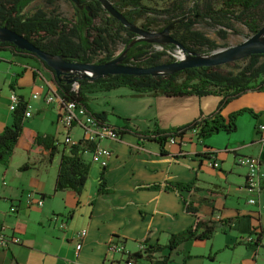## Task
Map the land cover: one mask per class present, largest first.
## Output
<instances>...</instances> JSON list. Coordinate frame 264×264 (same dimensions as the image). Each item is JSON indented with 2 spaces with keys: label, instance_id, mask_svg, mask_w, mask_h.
<instances>
[{
  "label": "crops",
  "instance_id": "1",
  "mask_svg": "<svg viewBox=\"0 0 264 264\" xmlns=\"http://www.w3.org/2000/svg\"><path fill=\"white\" fill-rule=\"evenodd\" d=\"M38 59L12 49L0 51V62L13 66L15 74L8 84V93L4 98L6 104L9 105L10 94L15 92L33 106L32 116L25 118L23 133L16 146L20 145L24 134L29 136L32 142L26 149V157L14 169L10 168L11 164L5 167L0 163V230L5 226L22 240L20 244L8 249L0 248V264H121L123 258L110 252L107 244L115 236L127 248V234L134 232L126 226L133 223L140 225L139 235L134 236H140L136 241L139 244L137 252L141 254L135 255L128 249L131 259L134 264H153L148 259V244L144 240L149 238L150 244H165L170 234L184 230L195 220L184 211L183 197H190L206 217L233 219L230 228L236 232L226 247H235L252 229L258 232L264 229V190L257 195L250 193L246 188L247 168L236 162L238 155L255 156L264 162V90L247 91L231 100L222 111L223 116L228 117L235 111L250 108L259 112L258 117L244 112L238 117L236 131H221L204 142L195 137L199 141L195 144L191 134H187L182 140L178 139L176 144L167 142L164 145L167 153L163 154L160 143L140 139L131 131H126L120 140H106L102 145L112 152L105 173L111 191L99 194L97 180L96 190L92 194H86V188L80 195L71 189L56 192L54 186L58 167L54 175L50 174L51 179L44 176V173L49 174L48 168L30 173L40 156L49 157L51 164L55 160V157L51 159L49 149L35 143V137L48 134L58 140L57 134L62 128L58 123L57 109L46 103L44 98V85L48 78L42 76V73L48 75L50 81L54 73ZM28 71L32 74V80L29 85H24L22 75ZM36 92L40 97L33 99L32 95ZM89 98L91 111L106 112L105 117L111 125L116 128H136L139 131L183 126L197 118L201 112L213 113L221 99L216 95L138 94L127 87L90 93ZM8 113L0 119V133L13 122L10 109ZM50 114L53 115L50 121L55 125L52 129L44 122ZM35 115L38 119L34 118ZM110 115L126 120L118 125L109 120ZM73 135L76 142L79 131L74 130ZM124 138L129 147L128 154L122 157L123 161L119 160L125 166L122 167L124 181L118 183L110 177L111 162L120 158V141ZM206 151L216 153L212 160L220 163L219 168H213L210 160L202 156ZM59 156L60 163L61 154ZM210 169H215L211 170L213 176H205ZM100 171L101 167L97 173L98 179ZM137 171L143 173L145 180L137 179ZM196 177L200 191L194 194L137 187L143 183L163 181L190 182ZM29 192L36 196L43 195V205L27 207L24 200ZM252 197L256 199L255 203L249 202ZM12 205L19 206L18 212H9ZM55 215L59 216L57 221L53 219ZM63 220L67 223L64 230L59 226ZM122 226L126 228L125 231ZM84 229L87 234L82 248L77 250L76 233ZM207 241H187L175 252L181 254V262L185 256H190L186 264H194L192 262L195 259L204 256L196 248L205 247ZM260 243L262 247L258 248L256 255L253 248L249 247L254 256L247 264H259L264 238ZM142 244L146 245L144 251L141 250ZM168 253V250H164L161 254ZM126 261L124 264H127Z\"/></svg>",
  "mask_w": 264,
  "mask_h": 264
},
{
  "label": "trees",
  "instance_id": "2",
  "mask_svg": "<svg viewBox=\"0 0 264 264\" xmlns=\"http://www.w3.org/2000/svg\"><path fill=\"white\" fill-rule=\"evenodd\" d=\"M34 0H0V26H7L25 36L37 47L51 53L65 57L68 61L103 63L113 58L119 44L126 49L138 35L130 31L121 21L113 17L98 0H80L83 8L75 5L74 17L68 18L57 12L55 7L58 0H45L46 7L37 8L30 14L24 10ZM186 0H176L168 8L157 9L149 7L143 0H112L113 5L120 10L132 23L137 24L139 19L146 18L140 27L147 31L164 30L169 25L174 27L172 36L184 44L191 51L212 52L220 46L201 30L194 26L201 19H209L212 24L220 27L219 34L225 38L228 30H233L232 23H242L251 33H256L264 24V0H195L191 8H186ZM87 6L90 9H87ZM152 13L164 17L163 23L157 18H148ZM156 44L138 40L129 49L126 58L127 64L150 67L161 64L165 55L177 49L172 45L163 46L162 50L155 49ZM12 49L19 53L33 54L19 49L12 42L0 41V51ZM169 53V54H170ZM38 59V58H37ZM176 58L170 55V60ZM47 68V64L38 59ZM245 62L238 66V63ZM238 70H224L222 65L198 66L169 73L166 75H129L115 74L99 78H78L70 82L71 77L61 74L53 78L58 93L65 101L77 102L97 120L107 122L106 112L95 113L89 107V94L99 91H108L119 87H127L138 94L151 93L153 95L183 96L196 94L198 96H220L217 109L211 114L201 112L197 118L183 126L139 131L136 128H117L120 136L131 131L140 139H151L161 145V152L166 154L164 145L171 137L182 140L192 130L197 131V139L204 142L207 138L221 131L232 133L237 130L238 117L248 112L258 117L259 112L250 108L223 116L225 106L234 98L250 90H264V54H253L244 59L227 63ZM52 70V69H51ZM53 72V70H52ZM74 84L77 86L74 87ZM19 106L12 112L13 122L0 133V163L7 167L12 154L22 135L27 103L20 96ZM126 120V119H124ZM35 143L50 150L51 159L60 151L58 143L51 135H37ZM82 141L72 144L69 149L64 147L56 176L54 191L71 189L78 195L82 194L90 176L91 162L84 158V150L89 149ZM209 149V147H207ZM204 158L212 160L216 153L206 151ZM108 165L101 167L98 179V193L106 194L111 191L107 186L105 176ZM197 177L190 182L163 181L143 183L139 189L188 191L194 194L200 191L196 185ZM43 196V195H41ZM183 209L192 215L195 220L182 231L170 234L165 244L149 243V256L168 250V255L178 250L180 245L187 241H204L215 236L218 228L227 231L232 226V218L206 217L190 197H183ZM252 229L249 233H252ZM264 238V229H259L257 241ZM256 255V253H255ZM132 256V255H131ZM211 257V255H209ZM190 256H185L181 264H186ZM166 258V257H165ZM16 264H18L16 262Z\"/></svg>",
  "mask_w": 264,
  "mask_h": 264
},
{
  "label": "rangeland",
  "instance_id": "3",
  "mask_svg": "<svg viewBox=\"0 0 264 264\" xmlns=\"http://www.w3.org/2000/svg\"><path fill=\"white\" fill-rule=\"evenodd\" d=\"M87 1V0H84ZM112 2V0H109ZM176 0H143V3L149 7H154L157 9H165L168 8L170 6V4L172 2H175ZM201 3L203 2V0H199ZM195 0H186V2L184 3L186 8H191L194 5ZM75 5H79L78 3H76L74 0H58L56 2V9L57 12L61 13L63 16L71 18L74 17L75 15ZM83 5V4H81ZM80 6V5H79ZM40 7H44L46 9H51L52 7H46V2L45 0H34L32 1L28 7L24 10V12L26 14H30L33 11H35L37 8ZM157 18L158 23H163L162 19L164 17L160 16V15H155L150 13L148 15V18ZM147 19H139L137 21V25L141 26L143 22H145ZM264 26V24L262 25ZM261 26V27H262ZM195 29L201 30L202 32H204L209 38H211L212 40H214L220 47L217 49H220L221 47H227V46H233V45H237L239 43H241L243 40H245L247 37L253 35L254 33H251L242 23L239 22H233L232 23V28L233 30H228L226 37L223 38L220 34V27L215 26L214 24L211 23V21L209 19H201L199 20V22L194 26ZM174 29H172L173 31ZM171 31V32H172ZM154 32H159V31H154ZM164 39H167V37H164ZM166 43L164 44H158L156 43L155 49L156 50H162L163 46H165ZM179 48H177L176 50L172 51L170 53H168V55H165L162 59L163 62L161 63H167L168 60H170V55L174 54L177 55L179 57H181L183 55V51L181 53H177L176 51H178ZM124 45L123 44H119L116 48V50L114 51V53H122L124 51ZM200 52V51H198ZM118 53V54H119ZM200 53H211V52H204V50H202V52ZM245 62H240L238 63V66L244 65ZM222 68L224 70H238L236 69V67H234L232 64L231 65H227L224 64L222 65ZM14 74V68L13 66L9 65L8 63L1 61L0 62V119L1 118H5L7 116V114H9V105L6 104L5 102V97L8 93V84L9 81L11 80V77H13ZM24 79L22 80V83L24 85H29L31 83L32 80V74L30 71L24 73ZM42 76L48 78V81H50L49 76L46 75L45 73H42ZM53 115L50 114L49 117L47 116L46 119H44L45 124L48 125L49 129H52L55 125L51 123L50 119ZM35 119H38L37 116L35 115L34 117ZM109 120L112 123H116L118 125H121L122 122L124 121L123 119H119L116 116L110 115L109 116ZM23 133V132H22ZM65 135H66V130L61 128V131L59 134H57V145L58 148L60 149V151L64 148V147H69V145H65ZM192 136V140L195 142V144L197 142H199L198 140L195 139V136ZM190 136V137H191ZM31 139L29 138L28 135L24 134L23 137L21 138L20 141V145L18 147H15V150L12 154L11 160L9 165L11 164L10 168L14 169V166H16L17 163H19L23 158L26 157V149H28L31 145ZM121 146H120V158L114 162H111V172H110V177L112 179H114L116 182H122L124 181V174H123V169L122 167H124L125 165L120 162L119 160L123 161L122 157L124 155L128 154V148L129 145L127 144V139L124 138L123 140L120 141ZM17 146V145H16ZM60 151L58 153H56V155L53 157L54 163L51 164L49 157L46 158H42L41 156L39 157V159L36 161L37 164L35 168H33V172L30 171V173H34L37 170L36 169H40V170H44L45 168H48L50 170L49 174H45L44 176H48L49 179H51L50 174H55V171L57 169V167H59L58 163H59V154ZM35 154V152L33 153ZM84 157L91 162V156L90 154H85ZM52 158V159H53ZM93 167L90 176L88 178V181L86 183V194H92L94 193V191L96 190V185H97V173L99 171V168L101 167L98 163L95 162H91ZM8 165V166H9ZM229 165V162H227L226 166ZM225 166V167H226ZM211 170H215V169H210L205 173V176L210 177L213 176V171ZM137 173V179L139 181H143L145 180V176L143 175V173L141 172H136ZM16 177V175H14ZM118 218V217H117ZM126 228L130 229L131 234H127V236L129 237V241L127 244V249H129L132 253H135V255L141 254V252H137V248L139 247L138 242L136 241L137 237L140 236H134V235H139V230H140V225L137 223H133L132 225H128L126 226ZM124 226H122V229L125 231L126 229ZM235 230L228 228L227 231H222L220 228L217 229L216 231V235L209 239L207 241V244L205 245V247H198L196 248L197 251H199L198 253L203 254L204 256H202L199 259H195L192 263L194 264H201L206 263V264H247L251 258H253V251L252 249H250L249 247H246V245L242 242H237L235 247H232L233 245H227V243H229L230 238L235 235ZM247 236V235H246ZM143 242V241H142ZM139 242V243H142ZM235 248H237L236 250H234ZM261 253L259 255V264H264V248L260 249ZM193 252L195 250H192ZM149 253V252H148ZM0 254H2L0 252ZM208 255H211L208 256ZM120 256V255H119ZM166 257V258H165ZM172 257V260H171ZM149 260H151V262L154 264H165V262H168V260H170L169 264H180L182 256L181 254L177 253V252H173L172 256L171 255H167V254H161V253H156L153 254V257L148 258ZM174 259V260H173ZM123 261H121V264H124L125 262V258L122 259ZM149 260L147 261L149 263ZM141 264V263H139Z\"/></svg>",
  "mask_w": 264,
  "mask_h": 264
},
{
  "label": "built area",
  "instance_id": "4",
  "mask_svg": "<svg viewBox=\"0 0 264 264\" xmlns=\"http://www.w3.org/2000/svg\"><path fill=\"white\" fill-rule=\"evenodd\" d=\"M176 52L180 53L179 51ZM118 53H115L113 57L117 56ZM76 86L77 85L74 84V87ZM44 87L46 89L44 94L46 103L53 105L57 109L58 123L63 129L66 130L64 140L65 145L71 146L74 143L82 141L87 147H90L89 149L84 150V155L86 153L90 154L91 162L98 163L101 167L108 165L112 152L108 147L102 145V143L106 140H120L121 136L118 132V129L110 123L97 120L86 110L83 105L78 104L77 102L65 101L64 98L58 93L55 85L52 82L45 81ZM39 97L40 94L38 92L32 95L33 99H37ZM20 101V96L17 93L12 92L10 94L9 109L11 112L16 110ZM26 103L27 111L25 113V117L28 118L32 116L33 106L29 101ZM74 130L79 131V136L76 142L74 141ZM189 134L197 137L196 130H192ZM168 142L176 144L178 142V138L171 137L168 139ZM236 162L239 165L247 168V190L254 195L260 194L264 190V162L258 157L246 155H238L236 157ZM210 165L215 169L220 167V163L217 160H210ZM24 201L27 207H32L34 205L42 206L44 203V199L41 196H36V194L31 192L27 193ZM249 202L255 203L256 199L252 197L249 199ZM18 210L19 206L16 205H12L9 208V212L11 213H16ZM53 219L57 221L59 216L55 215L53 216ZM59 226L62 230L66 229V221H61ZM86 234L87 232L85 229L76 233L77 250L82 248L83 240L86 237ZM257 236L258 231L255 229L252 231V233L248 234L242 239V242L246 246L252 247L256 254H258V248L262 247L260 241H257ZM21 241L22 240L20 236L9 232L5 226L1 227L0 248L8 249L12 245L20 244ZM107 245L110 252L120 255L121 258H125V260H127V264H134V261L131 259L132 256L130 251L117 237L113 236L108 241ZM145 249L146 245L142 244L141 250L144 251Z\"/></svg>",
  "mask_w": 264,
  "mask_h": 264
},
{
  "label": "water",
  "instance_id": "5",
  "mask_svg": "<svg viewBox=\"0 0 264 264\" xmlns=\"http://www.w3.org/2000/svg\"><path fill=\"white\" fill-rule=\"evenodd\" d=\"M74 1L80 5V8L84 7V4L81 5L79 3L80 0ZM98 1L102 3V6L113 17L117 18L130 31L138 35V37L116 58L103 63L68 61L65 57L53 55L42 50L28 38L7 26H0V41L12 42L19 49L26 50L35 55L36 58H39L53 70L55 77L65 74V77H71V83L78 78H99L115 74L166 75L186 68L224 65L244 59L253 54H264V26L237 45L221 47L220 49L213 50L211 53H200L197 51H191L184 44L172 37L170 35L171 25L164 28L161 32L147 31L137 24L130 22L111 1ZM87 9H90V7L87 6ZM164 37H167V39H164ZM138 40L154 44L173 43L179 48L178 51L180 53L183 51V56L179 57L173 55L176 58L174 61L150 67L125 64L124 60L127 58L128 49Z\"/></svg>",
  "mask_w": 264,
  "mask_h": 264
},
{
  "label": "flooded vegetation",
  "instance_id": "6",
  "mask_svg": "<svg viewBox=\"0 0 264 264\" xmlns=\"http://www.w3.org/2000/svg\"><path fill=\"white\" fill-rule=\"evenodd\" d=\"M170 26V25H169ZM172 29H174V27L171 25V27H170V35L172 36V33H173V31H172ZM162 30H160L159 32H161ZM172 31V32H171ZM154 32V31H153ZM173 37V36H172ZM154 44V43H153ZM173 43H166L165 44V46H167V45H172ZM120 55V53L117 55V56H115V57H113V58H116V57H118ZM112 58V59H113ZM111 60V59H110ZM124 63L126 64L127 62H126V59L124 60Z\"/></svg>",
  "mask_w": 264,
  "mask_h": 264
},
{
  "label": "bare ground",
  "instance_id": "7",
  "mask_svg": "<svg viewBox=\"0 0 264 264\" xmlns=\"http://www.w3.org/2000/svg\"><path fill=\"white\" fill-rule=\"evenodd\" d=\"M182 56H183V55H182ZM182 56H181V57H182Z\"/></svg>",
  "mask_w": 264,
  "mask_h": 264
}]
</instances>
